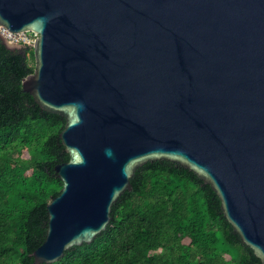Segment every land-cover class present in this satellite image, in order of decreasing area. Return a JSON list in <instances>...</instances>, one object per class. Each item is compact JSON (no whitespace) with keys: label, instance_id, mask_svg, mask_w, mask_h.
<instances>
[{"label":"water","instance_id":"1","mask_svg":"<svg viewBox=\"0 0 264 264\" xmlns=\"http://www.w3.org/2000/svg\"><path fill=\"white\" fill-rule=\"evenodd\" d=\"M0 26L37 34L22 89L65 120L35 264L105 231L155 161L209 185L264 264V0H0Z\"/></svg>","mask_w":264,"mask_h":264},{"label":"trees","instance_id":"2","mask_svg":"<svg viewBox=\"0 0 264 264\" xmlns=\"http://www.w3.org/2000/svg\"><path fill=\"white\" fill-rule=\"evenodd\" d=\"M34 71L31 48L0 37V264H35L47 229L46 205L62 188L54 167L69 160L65 120L23 91ZM89 244L52 264H261L223 216L209 185L169 161L138 167Z\"/></svg>","mask_w":264,"mask_h":264},{"label":"built area","instance_id":"3","mask_svg":"<svg viewBox=\"0 0 264 264\" xmlns=\"http://www.w3.org/2000/svg\"><path fill=\"white\" fill-rule=\"evenodd\" d=\"M0 37L3 39V41L12 46L19 48L27 47L32 49L34 46V41L37 38V34L32 32L12 33L3 26H0Z\"/></svg>","mask_w":264,"mask_h":264},{"label":"rangeland","instance_id":"4","mask_svg":"<svg viewBox=\"0 0 264 264\" xmlns=\"http://www.w3.org/2000/svg\"><path fill=\"white\" fill-rule=\"evenodd\" d=\"M10 47L12 48V49H18L19 47H17V48H15L14 46H12V45H10Z\"/></svg>","mask_w":264,"mask_h":264}]
</instances>
